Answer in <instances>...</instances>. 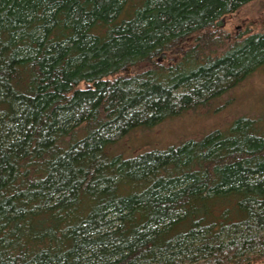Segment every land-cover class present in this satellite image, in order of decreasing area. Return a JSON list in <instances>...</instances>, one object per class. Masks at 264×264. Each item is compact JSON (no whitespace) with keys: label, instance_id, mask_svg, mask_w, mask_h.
<instances>
[{"label":"trees","instance_id":"trees-1","mask_svg":"<svg viewBox=\"0 0 264 264\" xmlns=\"http://www.w3.org/2000/svg\"><path fill=\"white\" fill-rule=\"evenodd\" d=\"M253 1L0 0V264L264 263V114L124 146L264 65Z\"/></svg>","mask_w":264,"mask_h":264},{"label":"rangeland","instance_id":"rangeland-1","mask_svg":"<svg viewBox=\"0 0 264 264\" xmlns=\"http://www.w3.org/2000/svg\"><path fill=\"white\" fill-rule=\"evenodd\" d=\"M218 31L226 33L227 44L223 45L226 47L248 34L264 32V0L250 2L224 17ZM260 114H264V65L220 101L190 109L149 130L133 133L125 139L124 146L128 153L163 149L186 139H197L216 128H225L238 116L258 117Z\"/></svg>","mask_w":264,"mask_h":264},{"label":"water","instance_id":"water-1","mask_svg":"<svg viewBox=\"0 0 264 264\" xmlns=\"http://www.w3.org/2000/svg\"><path fill=\"white\" fill-rule=\"evenodd\" d=\"M258 264H264V263H258Z\"/></svg>","mask_w":264,"mask_h":264}]
</instances>
